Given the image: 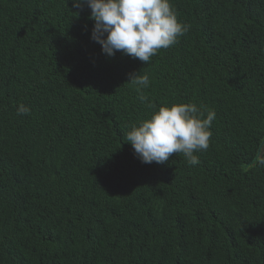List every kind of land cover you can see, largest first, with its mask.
<instances>
[{
	"label": "trees",
	"instance_id": "16d2710c",
	"mask_svg": "<svg viewBox=\"0 0 264 264\" xmlns=\"http://www.w3.org/2000/svg\"><path fill=\"white\" fill-rule=\"evenodd\" d=\"M170 2L188 30L145 64L86 4L0 0V264H264V0ZM174 103L215 111L209 148L141 163L126 132Z\"/></svg>",
	"mask_w": 264,
	"mask_h": 264
},
{
	"label": "clouds",
	"instance_id": "9594fccd",
	"mask_svg": "<svg viewBox=\"0 0 264 264\" xmlns=\"http://www.w3.org/2000/svg\"><path fill=\"white\" fill-rule=\"evenodd\" d=\"M77 8L87 5L90 18L95 21L92 39L102 46L109 57L119 51L133 59L149 64L159 50L178 42L188 28L178 19L170 0H73ZM138 99L148 101L145 89L150 87L148 74H131L129 80ZM30 109L24 104L18 115ZM214 110H202L195 103L163 104L150 117L132 124L125 134L134 155L141 163L163 164L173 154H182L188 165L200 163L196 153L209 148ZM254 165L264 167V140L254 150Z\"/></svg>",
	"mask_w": 264,
	"mask_h": 264
}]
</instances>
